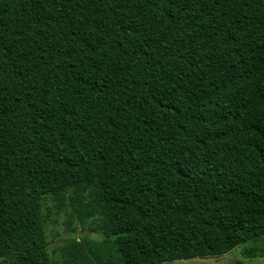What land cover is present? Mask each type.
<instances>
[{"label": "trees", "instance_id": "16d2710c", "mask_svg": "<svg viewBox=\"0 0 264 264\" xmlns=\"http://www.w3.org/2000/svg\"><path fill=\"white\" fill-rule=\"evenodd\" d=\"M46 199L99 229L62 262ZM260 238L264 0H0L3 262L160 264Z\"/></svg>", "mask_w": 264, "mask_h": 264}, {"label": "rangeland", "instance_id": "374dc122", "mask_svg": "<svg viewBox=\"0 0 264 264\" xmlns=\"http://www.w3.org/2000/svg\"><path fill=\"white\" fill-rule=\"evenodd\" d=\"M44 212L47 215L46 238L54 251L55 257L61 262V249L69 246L73 238L80 240V237L84 235L94 238L97 236V233H99V229L96 227H94V229L93 227L89 228V225L82 227L75 218L70 221L71 208L65 206L58 209L55 203L50 199L45 200ZM249 246L263 247L264 238L239 244L223 255L208 258L174 260L160 264H264V256L246 258L241 254L242 249ZM0 264L7 263L3 262L0 258Z\"/></svg>", "mask_w": 264, "mask_h": 264}]
</instances>
